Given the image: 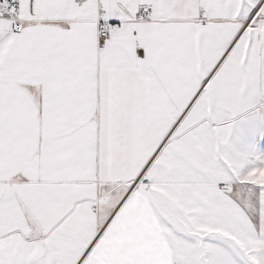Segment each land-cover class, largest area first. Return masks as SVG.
Here are the masks:
<instances>
[{
  "label": "snow or ice",
  "instance_id": "1",
  "mask_svg": "<svg viewBox=\"0 0 264 264\" xmlns=\"http://www.w3.org/2000/svg\"><path fill=\"white\" fill-rule=\"evenodd\" d=\"M0 264H264V0H0Z\"/></svg>",
  "mask_w": 264,
  "mask_h": 264
}]
</instances>
